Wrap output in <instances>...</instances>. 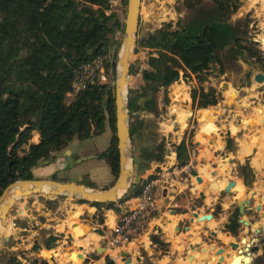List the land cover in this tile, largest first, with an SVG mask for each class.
<instances>
[{"label":"trees","instance_id":"trees-1","mask_svg":"<svg viewBox=\"0 0 264 264\" xmlns=\"http://www.w3.org/2000/svg\"><path fill=\"white\" fill-rule=\"evenodd\" d=\"M121 1L127 5V0ZM210 1L213 6L206 9V0H183L186 17L165 22L162 27L148 32L145 39L138 40V45L150 52L148 67L142 71V82L129 87L128 108L137 112L130 122L132 135H144L147 121L142 112L160 114V92L163 110L169 108V87L181 77L189 79L195 75L197 78L200 85L192 90L191 97L198 109L217 105L223 99L221 92L212 85L206 88L203 83L213 64H218L220 71L225 72L222 52L245 61L253 57L261 59L260 44L246 36V28L252 20L240 26L227 19L228 14L241 8L243 0ZM112 2L0 0V197L12 182L33 179V169L45 160L53 162L56 154L67 148L73 139L97 136L107 123L113 135L108 148L99 153L98 158L109 164L114 178L118 176L115 88L89 86L75 94L71 101L67 100L77 69L107 53L118 42L117 31L124 30L123 21L112 10ZM139 58L134 54L132 62ZM131 74H135L133 69ZM34 131L40 136L38 142L30 141ZM189 146L196 147L191 137H184L177 145L175 166L178 168L189 162ZM140 154L154 159L148 148L143 147ZM157 174L156 171L152 177ZM53 178L60 180L56 174ZM83 184L95 186L93 181ZM35 196L46 198L44 204L48 209L55 208L60 199H67V196L45 193L27 198ZM131 196L128 191L114 202L74 201L97 207L98 218H101L105 211L118 209L117 203L126 202ZM26 225L29 224L24 221L23 226ZM239 226L237 211L227 228L237 232ZM58 238L47 237L45 246L52 248ZM153 240L158 242L155 236ZM39 248L35 243L33 249ZM4 258L1 264H20L15 256ZM34 262L49 264L43 258H36Z\"/></svg>","mask_w":264,"mask_h":264},{"label":"crops","instance_id":"crops-1","mask_svg":"<svg viewBox=\"0 0 264 264\" xmlns=\"http://www.w3.org/2000/svg\"><path fill=\"white\" fill-rule=\"evenodd\" d=\"M244 1V6H242L244 7V13L248 15L251 12L255 13L261 3L260 0ZM192 77H195V75ZM181 79L182 83L185 84L183 78ZM191 82L200 85L196 77ZM205 82L203 85L206 88L213 85L206 86ZM226 82L228 83L227 90L223 88L224 90L221 91L223 99L217 105L208 106L206 109L200 108L202 112L200 121L202 123H200L197 136H192V141H194V144L195 141H200L202 144L199 147L189 146V152L194 150L197 154L196 159L198 161H195L194 166L203 178L201 183L195 177H192L191 173L173 174L172 172L174 168L178 169L175 166L177 163V145L184 137L189 138L190 125L198 123L196 117H194L192 123L184 118L186 114L184 103L192 98L189 86L185 84L182 85V88H176V92L180 96L178 102L170 94L171 102L168 109L163 110V102L159 103L160 109L162 108L161 117H163L161 123L164 126L161 132L166 137L167 145L172 146V149L169 148V151L166 145L163 154L157 153L154 155L153 160L149 159L145 164H137L144 173L140 176V183L144 177L153 171L166 174L172 173L170 177L174 182L171 187H165L163 193H160L157 198V207L143 214L144 222L141 227L133 230L132 240L122 243L113 251L120 259H122L121 253L127 251L132 257L131 264H141L145 260L150 264H216L219 258L216 254L217 249L223 247L225 254H232L230 258H225L223 264H231L233 255L236 254V251H233L229 246L231 243L237 242L243 237L251 242L264 236V127L262 121H260L264 109L259 108V104H256L260 102L252 104V101L255 100L254 96L264 91L259 87L255 91L256 85L247 82L244 84L239 83V81ZM198 86H193V89ZM240 90H244L245 94L243 96L239 94ZM262 101L264 102V100ZM263 102L261 106L264 107ZM198 110L195 106V113ZM260 110L262 111L261 114ZM229 128L232 131L231 137L226 136V131ZM110 130L112 132L111 127ZM202 133H215L216 140L211 142L209 139H201ZM255 147L256 152L253 155ZM251 154L253 156L246 159ZM81 157H89L87 160L95 158L97 162L101 160L96 154H86L81 150L74 157V164H72L73 161L70 164L68 157H60L46 166L35 167L33 169L34 177L53 178L56 174L61 181L80 183L93 181L95 187L100 189L107 187L109 182L115 179L111 175V169L110 174L107 171L102 173L101 168L97 167V162L93 165H82L80 164L82 162L76 163V160ZM151 161L155 162L151 164ZM215 169L217 174L212 175V171ZM231 180L236 183L231 188L232 195H229L225 192V188ZM251 181H254V183L252 184ZM213 183L218 185V189H213ZM138 190L139 184L137 183L134 189L131 190V193L134 194L127 200V204L132 205L135 202ZM202 191L205 194L204 198L199 196ZM251 196V203L247 206V210L241 213L240 207ZM71 200L72 198L65 200L64 205ZM122 204L124 202L117 203L119 210L110 209L102 214V227L105 230V235H101L90 230L83 233L81 229H75L72 226V223L75 222H79L83 227L86 224L84 220L77 221L76 219L82 210L83 213L90 212V216L87 217L93 218V215H96V218H93V221H96L98 214L95 206L87 203L80 206L76 203L77 206L73 208L74 212L68 216L72 220L69 223L64 220V223H62L57 216L60 210H63L61 202L53 209H48L43 202L38 200H34L31 206L25 203L23 208L28 207L31 213L37 211L39 215L45 217L44 221L41 222V229L54 228L55 231L52 233L57 237L61 236L60 233L64 231H66V234L72 232L75 237L74 251H68L70 246L58 238L56 245L50 249L46 246L41 248L42 245H40L39 249L34 250L30 247V244L26 245V251L28 252L25 255L27 257H38V259L43 258L49 263L81 264L80 260L79 262L76 261L79 253L76 247L83 245L85 248L84 253L87 256L86 261L89 259V264H106V261L110 258L107 250L104 254L95 257L92 249L97 246H106V239L112 232V226L115 224ZM258 206H261V211H257ZM80 207H82L81 210ZM192 208L200 216L211 213L212 217L200 223L196 219L191 222ZM237 211L238 220L244 218L250 222L245 226L240 224L237 229L238 233L227 228L231 217ZM259 229L262 230L260 234L257 233ZM202 235H205V237L202 238ZM154 236L158 239V242H154ZM160 243H163V246ZM197 244L200 245L199 249L191 248L192 245L196 246ZM203 248H207V250L204 251ZM262 248L257 254L262 252ZM191 255L194 256L192 261H190ZM237 261L238 264H241L240 258Z\"/></svg>","mask_w":264,"mask_h":264},{"label":"rangeland","instance_id":"rangeland-1","mask_svg":"<svg viewBox=\"0 0 264 264\" xmlns=\"http://www.w3.org/2000/svg\"><path fill=\"white\" fill-rule=\"evenodd\" d=\"M260 2H261L260 6L259 8L256 9V12L255 13L251 12V14H249L251 15L250 16L251 18H249L248 14L244 13V7H243L244 5H243L236 13L228 14L227 19L240 26H244L245 22L248 19L252 20L250 24L248 25V27L246 28V31H247L246 36L250 40L256 41L257 43L260 44L259 47L262 51L261 59L259 60L258 58L253 57L249 61H245L241 59L240 57L237 58L232 54H225V52H222V59L224 63L225 72L222 73L220 71V67L218 64H213L212 67L207 71L208 79L206 80L207 82H205L206 86H208L209 84H213L221 92L222 90H224L223 89L224 82L239 81V83H242V84L247 82V83L256 85L254 88L255 91L257 87H259L260 89H263L264 91V82L258 83L255 80V75L258 71H261L264 73V0H260ZM212 6L213 4L210 0H206V2L204 3V7L206 9H211ZM112 10H114L119 15L120 19L124 23L127 5H125L124 2L121 0H113ZM186 14L187 13L183 5V0H142L141 23H140L139 33L146 35L148 32H153L156 29L162 27L165 22H168V21L176 22L179 17H186L187 16ZM117 35H118L117 37L120 40H122L123 32L122 34H117ZM135 49L136 50L133 53L140 56V58H139V61H136L138 63L135 62V65L133 66V70L135 71V74H130L133 79L130 81L129 87L131 86L136 87L142 82V70L148 67L147 62H148L150 50L138 44L136 45ZM115 50H116L115 45H112L110 47V51L115 52ZM181 78H183L185 84L189 86L191 93L193 90V86L195 85L198 86V83L193 84L191 82V80H194L195 77H192L189 79H185L184 77H181ZM181 78L178 83H174L169 87V95L171 94V96L174 97L175 101L177 102L180 99L179 98L180 96L177 94L176 88L177 87L182 88V85L183 86L185 85L182 83ZM254 93H257V92H254ZM239 94L243 96L245 94L244 90H240ZM158 95H159V103L163 102L162 92H160ZM254 97L257 100L256 102H260V103H256L255 101H252V104L253 103L259 104L258 105L259 108L264 109V107L261 106L263 102L262 100H264V92L260 94L258 93V95H255ZM259 99L261 100L259 101ZM67 100L68 101L72 100L71 94L68 96ZM183 103H184V100H183ZM159 108H160V105H159ZM161 113H162V108L160 109L159 115H154L152 113L145 114L144 112L141 113L143 117L145 116L147 125L144 129V135L143 136L137 135L138 137L135 139L132 145L134 160L132 161V164H131L132 167L134 168V180H138V184H140L139 175L142 174L143 171L140 170V166H138L137 164L139 163L145 164L149 160V156L140 154L142 148L145 147V148L150 149L154 155L157 153L158 154L160 153L161 155V153L163 154V152H165L164 150H166L165 148L167 145L166 137L161 132L164 128V126L161 123V119L163 118L161 117ZM261 113L262 111L260 110V114ZM260 121H262V124L264 127V111L262 113ZM200 123H202V121L198 119V123H196L195 125H190L189 138L190 137L192 138V136H197V133L200 130ZM198 124L199 126H197ZM111 136H112V132L110 130L109 124L107 123L104 131L97 136H93V137L83 139V140H79V139L76 140L77 138L73 139L70 142L71 143L70 149H72L74 156H77L81 152V150H83V152L86 154H91V155L96 154L98 156L99 153H101L102 151L108 148L110 144ZM39 138L40 136H38L37 131H34L33 137L30 141L36 142L38 141ZM200 138L206 140V138L202 137V134ZM167 146H168V149L169 148L172 149V146L170 145H167ZM23 152L24 151L22 150L20 153L22 154ZM68 159L71 164V159L70 158ZM99 159L101 160L98 162H97V159L95 158L91 160H84L80 164L93 165V164H96L97 162V167L101 168L102 173H104V171H107V173L110 174L109 164L104 159L102 158H99ZM151 162H152L151 164H153L155 161H151ZM50 163L42 162L39 166L43 167ZM72 164H74V161L72 162ZM159 195H160V191L157 190L156 197L158 198ZM68 198L70 197H67V199ZM45 199L46 198H41L39 196L31 197L29 199L25 198L23 201H18L13 206L7 218L8 224L0 228L4 236H7L10 238L7 245H5V243L7 242L5 239H2L0 241V255L2 253L3 255L4 253H7L10 255L23 256L28 252L26 251V247H25L26 245L30 244L31 245L30 247L32 249L35 243L42 245L41 248L45 246L44 244L45 239L47 238V236L53 235L52 232H54L55 229L54 228L41 229L40 228L41 221L42 219H45V217L39 215V212L37 211H33L31 213V210H29L28 207H25L26 209L23 208L25 203H28V205L31 206L34 200H38L44 203ZM64 201L65 200L60 199V202L63 204V210H60V213H58L57 216H58V219L62 221V223H64L63 222L64 220H66L67 223H69L70 220L72 219H70V217L68 218V216H70V214L74 212L73 208L76 207L77 205L74 199L69 201V203L67 202L66 205H64L65 204ZM81 209L82 207H80V210ZM83 212L84 211L82 210L81 213L78 215L79 219L77 217L76 218L77 221L82 219L86 222V224H92V226L103 228L102 227L103 217L96 219V221H93L92 217H87V216H90L89 215L90 212L89 213H83ZM15 219L17 220V223L20 229L18 236H15L16 234H14L13 230H11L10 228L12 227ZM111 219H113V217H111ZM24 221L28 223L29 225L28 226L26 225V227L23 226ZM65 232L66 231H64L63 233H60L61 236H59V238L62 241H65L64 239L66 235ZM10 241L11 243H9ZM55 245H56V242H55ZM88 246L89 244L87 245V247ZM47 254H49V252H47ZM5 260H6L5 258L3 259L0 257V264L3 263ZM76 261L79 262L78 257H76ZM84 264H89V262L85 261ZM141 264H150V263H148V261L145 260Z\"/></svg>","mask_w":264,"mask_h":264},{"label":"water","instance_id":"water-1","mask_svg":"<svg viewBox=\"0 0 264 264\" xmlns=\"http://www.w3.org/2000/svg\"><path fill=\"white\" fill-rule=\"evenodd\" d=\"M141 8H142V0H127V10H126V16L124 21V30H123V37L121 41V50L120 55L118 58V68H117V75H116V84H115V104H116V137L118 139V148H119V160H120V172L118 176L109 182L106 188L100 189L95 186H87L80 182H74V181H61L56 180L54 178H33V179H19L11 184H9L3 191L1 197H0V228L3 226H6L8 224L7 218L8 215L13 208V206L18 201H23L25 198L35 195V194H50V195H58V196H67L72 199H80L82 201H91V202H101V203H108V202H114L118 201L120 198L123 197L125 193L128 191H131L133 187L138 183V180H134V168L132 167V161L134 160L133 156V149L132 145L135 141V139L138 137L137 135L131 134L130 129V122L132 118H134L137 115V112L129 110L128 108V92H129V83L133 79L131 77V70L133 69V66L135 65L134 62L130 61V54H132L136 49V45L138 44V40L145 39L146 35L140 34V23H141ZM146 69V68H145ZM144 70V69H143ZM142 70V71H143ZM255 80L258 83L264 82V73L261 71H258L255 75ZM126 86V95L125 99L123 100V88ZM223 87L226 89L228 88V83L225 82ZM256 102V99L254 100ZM195 105L194 101L191 98L188 100L186 104H184V108H186V114L184 115V118L187 121H190L192 123L194 117L197 119H201L202 112L199 109L195 113ZM208 107H205L206 109ZM198 126V125H197ZM15 129H18L16 127ZM226 136L231 137L232 131L231 129H227ZM202 137L209 139L211 142H214L216 140V134H208V133H202ZM193 140V139H192ZM194 142V141H193ZM71 144V143H70ZM70 144L67 148L60 151L56 154V158L58 159L60 157H68L71 159V161L75 160L74 153L72 149H70ZM202 143L200 141H195V146L199 147ZM256 152V147L253 149V155ZM249 155L246 157V159H250L253 155ZM89 157H81L76 160V163L82 162L84 160H87ZM198 160L196 159V162ZM44 162L50 163L49 160H45ZM41 164V163H40ZM39 164V165H40ZM38 165V166H39ZM141 170V169H140ZM191 176L195 177L199 183L203 181V178L199 174V170L194 167L191 170ZM217 170L212 171V175H216ZM144 175L140 174L139 176ZM235 181L231 180L228 182L225 192L229 195H232L231 188L235 185ZM253 184L254 181H251ZM213 189H218V185L216 183H213ZM199 196L201 198L205 197L204 192L202 191L199 193ZM251 198L247 199L246 203L240 207V212L244 213V211L247 210V206L251 203ZM193 210V216L190 219L191 222L196 219L199 223L201 221L208 220L212 217L211 213L199 215L198 212ZM257 211H261V206L257 207ZM93 218H96V215H93ZM16 221V219L14 220ZM240 224L243 226L250 224V222L244 218L239 219ZM76 225H81L79 222L73 223V227H76ZM85 231H95L101 235H105V230L101 227H94L92 224H85ZM240 232V229L238 230ZM261 229L257 231L258 234L261 233ZM215 234V232H213ZM238 233V232H237ZM205 235H202V238H204ZM2 239L8 240L9 237L4 236L0 229V241ZM66 245H69L68 251H74V240L75 237L72 234V232H68L65 237ZM242 241L247 244L246 250L248 251V256L244 258L245 264H251V255L258 252L262 246L257 245L258 242L263 243L264 242V236L260 238H256L253 241L249 242L246 237L242 238ZM232 249L238 250V253H242V249H237L238 244L237 243H231ZM192 249H199L200 245L197 244L192 245ZM63 249H65L63 247ZM76 250L79 251L77 254V257L79 258L80 262L84 264L86 261V253H84V246L79 245L76 247ZM107 250L106 246H97L93 247L92 251L95 255V257H98L99 255H102ZM204 251L207 250V248H203ZM216 254L219 256L218 261L216 264H223L225 261V258H230L232 256L231 253H224V248L220 247L217 249ZM122 260L124 264H131L132 257L129 252L123 251L121 253ZM242 258V256L233 255V261L231 264H238L237 259ZM194 259V256H190V261ZM49 264H56L54 262H51ZM106 264H117L116 261L113 258H109L106 261Z\"/></svg>","mask_w":264,"mask_h":264},{"label":"built area","instance_id":"built-area-1","mask_svg":"<svg viewBox=\"0 0 264 264\" xmlns=\"http://www.w3.org/2000/svg\"><path fill=\"white\" fill-rule=\"evenodd\" d=\"M117 34H122L117 31L115 45V52L110 50L102 55L96 56L93 59L83 63L75 72L72 81V90L69 94L75 96L78 92L88 88L89 86L108 85L115 88L116 75L118 68V58L121 50V41ZM196 151L190 152L189 162L181 167L174 168L173 174L181 172L190 173L195 167ZM156 171L151 172L149 175L141 180L139 190L135 197V202L130 205L124 202L120 212L118 213L115 224L112 226V232L106 239V248L108 257L113 258L117 264H124L122 259L113 251L124 242L132 240V232L142 226L143 214L148 210H153L157 207L156 191L159 190L163 193L165 187H171L173 182L170 175L172 173L158 172L156 177L152 175ZM130 199V198H129Z\"/></svg>","mask_w":264,"mask_h":264},{"label":"flooded vegetation","instance_id":"flooded-vegetation-1","mask_svg":"<svg viewBox=\"0 0 264 264\" xmlns=\"http://www.w3.org/2000/svg\"><path fill=\"white\" fill-rule=\"evenodd\" d=\"M11 228V230H13V233L14 234H16L15 236H18V234H19V226H18V223H17V220L16 221H14V223H13V225H12V227H10ZM16 230H18V231H16ZM10 240V238L8 239V240H6L7 242L5 243V245H7L8 244V241ZM250 242V241H249ZM9 243H11V241L9 242ZM233 243H237L238 244V248L237 249H242L243 251H242V253L241 254H239L238 253V250H235V249H232V245L230 244L229 246H230V248L233 250V251H236V254L235 255H238V256H242V258H240L241 259V264L243 263V264H245L244 263V258L246 257V256H248V251L246 250V248H247V244L246 243H244V241H242V238L241 239H239L237 242H233ZM257 245H260V246H262L263 248H262V252L260 253V254H257L258 252H256V253H254V254H252L251 255V258H252V260H251V264H264V242L263 243H260V242H258L257 243ZM34 247V246H33ZM225 253V252H224ZM255 254H257V255H255ZM255 255V256H254ZM9 256H15L16 258H17V260L20 262V264H36L35 262H34V259H36V257H27V256H25V255H23V256H21V255H19V256H16V255H10V254H7V253H4V255H3V253L0 255V257L1 258H3V257H9ZM38 258V257H37ZM47 261V260H46ZM88 262V261H87ZM49 263V262H48ZM56 264H58V263H56Z\"/></svg>","mask_w":264,"mask_h":264},{"label":"bare ground","instance_id":"bare-ground-1","mask_svg":"<svg viewBox=\"0 0 264 264\" xmlns=\"http://www.w3.org/2000/svg\"><path fill=\"white\" fill-rule=\"evenodd\" d=\"M133 56H134V53L130 54V61L133 60ZM126 93V86H124L123 88V100L125 99V94ZM75 229H81L83 231V233L85 232V227L81 226V225H76ZM102 243V241H101Z\"/></svg>","mask_w":264,"mask_h":264}]
</instances>
